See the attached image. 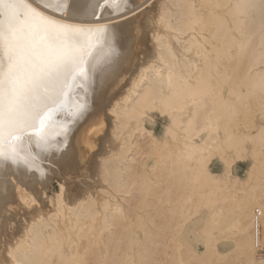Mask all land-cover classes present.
Here are the masks:
<instances>
[{
	"label": "bare ground",
	"instance_id": "1",
	"mask_svg": "<svg viewBox=\"0 0 264 264\" xmlns=\"http://www.w3.org/2000/svg\"><path fill=\"white\" fill-rule=\"evenodd\" d=\"M134 3L142 7L144 0ZM150 4L118 22L112 8L103 11L101 22H112L119 55L102 65L108 72L98 69L74 86L69 106L86 100L88 112L71 123L68 151L54 152L63 137L47 151L33 141L38 160L32 170L21 165L0 173L15 203L0 236V264H247L252 252L259 261L264 0ZM74 22H91L90 12ZM56 119L71 117L64 109ZM83 152L97 184L78 187L58 215L49 196L45 219L33 226L21 201L41 191L56 195L64 179L74 185ZM239 161L247 162L246 177L238 174ZM13 223L15 230L8 227ZM17 242L23 246L12 256Z\"/></svg>",
	"mask_w": 264,
	"mask_h": 264
},
{
	"label": "snow or ice",
	"instance_id": "2",
	"mask_svg": "<svg viewBox=\"0 0 264 264\" xmlns=\"http://www.w3.org/2000/svg\"><path fill=\"white\" fill-rule=\"evenodd\" d=\"M151 6L150 0H144L142 7L134 0H0V173L21 165L32 170L38 160L32 151L33 141L36 148L47 151L58 137H63L54 152L68 151L71 123L88 112L86 100L69 106L74 86L89 82L98 69L102 74L108 72L110 69L102 65L110 66L112 58L119 55L112 43L116 39L111 32L112 22H101L103 11L112 8L118 22L142 14ZM84 11L90 12L91 22H74ZM100 52L105 55L100 57ZM64 109L71 120L57 121L56 114ZM97 117L100 127H105L99 114ZM88 147L92 154H101L98 146ZM67 166L71 169L73 162ZM75 167L74 185L64 179L55 187L56 195L41 191L21 201L26 214L33 218V226L45 219L49 196L58 215L67 197L79 195L78 187L86 190L97 184L100 177L93 175L88 152L81 154ZM37 170L47 177V170ZM104 188L111 191L106 179ZM8 195L6 185H0V236L4 235L6 215L10 217L15 210ZM119 213L122 215V210ZM23 225L30 233L27 220ZM8 227L15 230L19 225ZM22 246L17 242L9 254L14 256ZM250 255L247 264H264V257L257 261L255 252Z\"/></svg>",
	"mask_w": 264,
	"mask_h": 264
},
{
	"label": "rangeland",
	"instance_id": "3",
	"mask_svg": "<svg viewBox=\"0 0 264 264\" xmlns=\"http://www.w3.org/2000/svg\"><path fill=\"white\" fill-rule=\"evenodd\" d=\"M247 162H241L239 161L238 162V174L241 176V177H246L247 175ZM222 171V168L221 166H218V169H217V172H221ZM260 253V254H259ZM262 257H264V246L263 244H260V248H259V251H258V255H257V259L260 260Z\"/></svg>",
	"mask_w": 264,
	"mask_h": 264
}]
</instances>
